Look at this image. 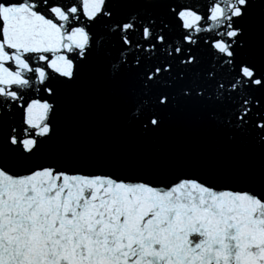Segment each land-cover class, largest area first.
Segmentation results:
<instances>
[{
  "label": "snow or ice",
  "instance_id": "snow-or-ice-1",
  "mask_svg": "<svg viewBox=\"0 0 264 264\" xmlns=\"http://www.w3.org/2000/svg\"><path fill=\"white\" fill-rule=\"evenodd\" d=\"M0 264H264V0H0Z\"/></svg>",
  "mask_w": 264,
  "mask_h": 264
}]
</instances>
